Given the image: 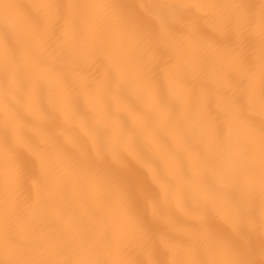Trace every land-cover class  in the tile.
<instances>
[{"label":"snow or ice","instance_id":"snow-or-ice-1","mask_svg":"<svg viewBox=\"0 0 264 264\" xmlns=\"http://www.w3.org/2000/svg\"><path fill=\"white\" fill-rule=\"evenodd\" d=\"M0 264H264V0H0Z\"/></svg>","mask_w":264,"mask_h":264},{"label":"bare ground","instance_id":"bare-ground-1","mask_svg":"<svg viewBox=\"0 0 264 264\" xmlns=\"http://www.w3.org/2000/svg\"><path fill=\"white\" fill-rule=\"evenodd\" d=\"M13 2L15 3H19V4H22V5H27V4H31L34 2V0H13ZM259 117H257L258 119Z\"/></svg>","mask_w":264,"mask_h":264}]
</instances>
